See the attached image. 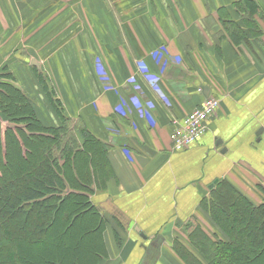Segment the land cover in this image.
Segmentation results:
<instances>
[{
	"label": "crops",
	"instance_id": "0c3cea01",
	"mask_svg": "<svg viewBox=\"0 0 264 264\" xmlns=\"http://www.w3.org/2000/svg\"><path fill=\"white\" fill-rule=\"evenodd\" d=\"M239 1L0 0V71L8 68L21 82L27 73L25 94L45 120L50 106L39 107L42 96L34 97L31 86L35 72L46 74L71 125L106 147L112 173L104 190L90 196L107 219V257L100 264H183L172 243L186 239L187 225L214 231L200 203L221 182L254 206L264 202V37L245 41L236 33V43L225 32L226 21L241 25L234 6ZM252 1L256 19L264 16V0ZM99 2L107 6L99 8ZM58 5L62 17L92 19L89 43L68 37L77 28L83 35V26L59 36L62 19L48 23ZM179 21L185 33L177 29L168 40L171 60L150 58L161 43L155 34L169 23L178 28ZM35 38L37 52L25 55L30 48L24 50V43ZM138 59L159 77L161 95L141 77L128 82ZM203 87L221 100L219 113L202 139L173 152L171 123L202 103Z\"/></svg>",
	"mask_w": 264,
	"mask_h": 264
},
{
	"label": "trees",
	"instance_id": "16d2710c",
	"mask_svg": "<svg viewBox=\"0 0 264 264\" xmlns=\"http://www.w3.org/2000/svg\"><path fill=\"white\" fill-rule=\"evenodd\" d=\"M234 6L242 21L238 28L226 21L228 36L236 43V33L245 41L264 37L256 3ZM35 78L55 124L39 118L36 105L14 85L0 83V264H100L107 257V219L90 196L104 190L112 173L106 147L72 126L53 87L41 73ZM218 190L200 203L214 231L187 225L186 239L172 251L183 264H264V202L252 205L226 182ZM92 237L97 245L82 243Z\"/></svg>",
	"mask_w": 264,
	"mask_h": 264
},
{
	"label": "rangeland",
	"instance_id": "374dc122",
	"mask_svg": "<svg viewBox=\"0 0 264 264\" xmlns=\"http://www.w3.org/2000/svg\"><path fill=\"white\" fill-rule=\"evenodd\" d=\"M102 3H104V5L105 6H107V3L106 2H99L98 3V7L99 8H101V4ZM178 4V3H177ZM168 5H169V8L171 9L172 8V6L174 5V3H172V2H169L168 3ZM179 6H180V4H178ZM195 8V7H194ZM106 9V8H105ZM172 9H174V8H172ZM180 9V8H179ZM195 10H197V8H195ZM198 11V10H197ZM242 14H240V13H237V16H241ZM262 16V15H261ZM239 18V20H240V18L241 17H238ZM58 19H62V29H61V33L59 34V36L62 34V30H64L65 31V29H68V28H70V27H74V26H83V27H85L86 29L84 30V34L82 35L81 33H80V30H79V28H77V29H73V33H71V34H69L68 35V37H71V38H73V37H75V36H77L78 37V39L81 37L86 43H89V39H88V37L89 36H91V33H90V28H91V26H92V24H93V21H92V19L91 18H89V17H83V18H77V19H75V18H72V17H62V5H58V8H56L55 9V15L53 16V17H48L47 18V21H48V23L50 24V21H57ZM181 19V18H180ZM185 21H187V19H184ZM238 21V20H237ZM232 22H234V21H232ZM262 22L259 20V24H260V27L262 28V24H261ZM56 24H57V22H56ZM178 25H179V27L177 28V26L176 25H174V24H172V23H169L168 25H167V27H166V29H165V31L164 32H162L160 35H159V33L158 34H155L156 35V37L157 36H160V40H161V43L160 44H158V46L155 48V49H153V50H151L150 52V54H149V57L150 58H152V59H156V56H154V52H159V53H161L162 55H165L166 57H168L169 58V55H168V52H169V50L166 48L167 47V44H168V40L170 39V37L172 36V33H173V31H176L177 29H178V31L179 32H181V33H185V26H180V21H179V23H178ZM256 28H257V26H255ZM244 29H245V27H244ZM89 31L87 34H85L86 33V31ZM246 30V29H245ZM57 32V31H56ZM58 33V32H57ZM263 35H264V31H263V33H262ZM57 34H55V36H56ZM54 36V37H55ZM62 36V35H61ZM143 37V36H142ZM261 39V38H260ZM143 40V39H142ZM38 40L35 38V39H33V40H31V41H28L26 44L24 43V45L25 46H23V49L25 50V47L27 48V47H29L30 49L29 50H27L26 51V53H25V55H28V56H32V55H34L37 51H36V45H37V47L39 48V46H38V44L36 43ZM144 41V40H143ZM35 43H36V45H35ZM264 43V42H263ZM176 44V40L174 41V45ZM60 45H62V43L60 44ZM149 44H147L146 42H139L138 43V46H140V47H147ZM178 46V45H177ZM262 47L260 48V50L262 49L263 50V45H261ZM88 49H85L86 51L87 50H91L90 48H89V44H88ZM261 50V51H262ZM22 52H24V51H22ZM263 52V51H262ZM43 53H45V52H40V57H41V55H43ZM42 58V57H41ZM43 59V58H42ZM95 59L97 60V61H102V59L100 58V57H95ZM170 59V58H169ZM171 60V59H170ZM153 61V60H152ZM139 63H142L143 65H144V67H145V69L147 70V72L149 73V74H152V75H154L152 72H150V70H149V68L147 67V65H146V63L144 62V60H142V59H138L137 61H136V63H135V68H136V71H135V74L134 75H132V76H134L135 77V79L137 78V76L138 77H141V79H143L148 85H149V87H150V89L152 90V91H155L153 88H152V84H150L149 83V81H147V80H145L144 79V77L142 76V73H141V71H140V69H139V67H138V65H139ZM163 67H166L165 65L163 66ZM98 68H102V65H98ZM24 69H27L26 67L24 68ZM7 73V75L9 74L10 76H9V78H3V76L2 75H4V74H6ZM37 75V74H36ZM43 75V77H44V83L45 84H49L50 86H52V81H50V80H48V77L46 76V74H42ZM37 77H38V75H37ZM157 77V76H156ZM26 80H30V77H27V73H26V76H25V78L23 79V82H21L20 80H19V77L18 76H14L10 71H9V69L7 68V72H1L0 71V83H3V82H5V81H7L8 83H11L12 85H14L16 88H18L22 93H24L25 94V91H26V83H27V81ZM133 80H129L128 82L129 83H131ZM158 82H159V77H157V82H156V84H158ZM158 86V85H157ZM53 87V86H52ZM34 88V91H35V93H34V97H36L38 94L40 95L41 94V96H42V100H40V104H39V107H42L43 108V105H48V103H47V99L45 98V94H44V91H42V86L39 84H37V82L35 81V82H33V84H32V86H31V90ZM159 88V87H158ZM54 89V88H53ZM159 90H161V89H159ZM27 97H28V99L31 101V99H30V96H28L27 94H25ZM59 97L60 96H58L57 97V99H59ZM61 107H62V105H61ZM51 114V115H50ZM44 116V114L42 113L41 114V117H43ZM56 116L55 115H53L52 114V111H51V109H50V112H49V116H48V118L46 119V122H51L52 123V121H54L53 122V124H55V120L54 119H56L55 118ZM203 228H205L204 230H207L206 229V227H203ZM93 235H94V233H92ZM67 242L69 243V238H68V240H67ZM67 242H66V245H67ZM82 243H84V244H87V245H97V240H95V237L93 238H91V239H89V241L88 242H82ZM181 240H179L178 239V241H174L173 243H172V246H173V248L174 249H176V248H178L179 246H181ZM184 246V245H183ZM188 248H190V246H188ZM187 248V249H188Z\"/></svg>",
	"mask_w": 264,
	"mask_h": 264
},
{
	"label": "built area",
	"instance_id": "2783aa9c",
	"mask_svg": "<svg viewBox=\"0 0 264 264\" xmlns=\"http://www.w3.org/2000/svg\"><path fill=\"white\" fill-rule=\"evenodd\" d=\"M161 55L162 54L159 52H154V56L156 57H160ZM165 59L169 60L166 56ZM138 67L144 79L152 84V88L155 90L154 92L161 95L156 84L157 77L149 74L142 63H139ZM129 80L134 81L135 77L131 76ZM134 105L138 107L141 106L138 102ZM220 105L221 100L219 98L208 96L193 111L180 119H174L171 123L172 130L170 133L172 151H185L202 139L207 134L209 122L217 117ZM123 115H126L125 111Z\"/></svg>",
	"mask_w": 264,
	"mask_h": 264
},
{
	"label": "water",
	"instance_id": "95a60500",
	"mask_svg": "<svg viewBox=\"0 0 264 264\" xmlns=\"http://www.w3.org/2000/svg\"><path fill=\"white\" fill-rule=\"evenodd\" d=\"M202 90H203L204 96L207 97V96H208V89L205 88V87H203ZM262 130H263V129H259V131L256 133V136H257L258 138H260V134H261ZM257 142H258V141H257ZM222 153H223V152H222Z\"/></svg>",
	"mask_w": 264,
	"mask_h": 264
}]
</instances>
